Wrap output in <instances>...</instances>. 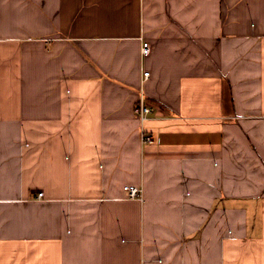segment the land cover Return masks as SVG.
Here are the masks:
<instances>
[{
	"label": "crops",
	"instance_id": "obj_1",
	"mask_svg": "<svg viewBox=\"0 0 264 264\" xmlns=\"http://www.w3.org/2000/svg\"><path fill=\"white\" fill-rule=\"evenodd\" d=\"M0 264H264V0H0Z\"/></svg>",
	"mask_w": 264,
	"mask_h": 264
},
{
	"label": "built area",
	"instance_id": "obj_2",
	"mask_svg": "<svg viewBox=\"0 0 264 264\" xmlns=\"http://www.w3.org/2000/svg\"><path fill=\"white\" fill-rule=\"evenodd\" d=\"M150 50H151L150 43L148 41H144L142 46V54L146 55L150 52ZM148 75H149V71H145L144 77L147 78ZM134 111L138 120L140 121L142 141L146 143L154 142L155 136L146 126L153 112V106L147 103L145 98L142 96L139 99V101L136 102L134 106ZM124 191L126 193V197L129 199H136L139 201L144 200V191L141 185H135V184L124 185ZM42 196H43V192H39L38 197H42Z\"/></svg>",
	"mask_w": 264,
	"mask_h": 264
}]
</instances>
